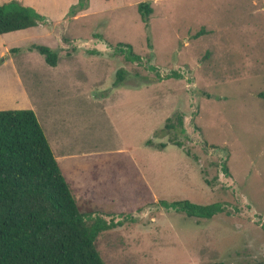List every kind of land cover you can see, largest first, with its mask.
Instances as JSON below:
<instances>
[{
  "label": "rangeland",
  "instance_id": "obj_1",
  "mask_svg": "<svg viewBox=\"0 0 264 264\" xmlns=\"http://www.w3.org/2000/svg\"><path fill=\"white\" fill-rule=\"evenodd\" d=\"M32 1L49 22L0 35V111L33 112L78 211L110 223L103 263L264 261V0ZM182 200L223 211L162 205Z\"/></svg>",
  "mask_w": 264,
  "mask_h": 264
},
{
  "label": "trees",
  "instance_id": "obj_2",
  "mask_svg": "<svg viewBox=\"0 0 264 264\" xmlns=\"http://www.w3.org/2000/svg\"><path fill=\"white\" fill-rule=\"evenodd\" d=\"M87 7L88 0H76L66 16L74 17ZM136 11L146 26L152 12L149 4L138 3ZM48 22L16 1L0 4V35ZM116 47L125 60L140 61L129 44ZM34 48L46 64L55 65L54 52L43 46ZM120 72L115 73V84L121 80ZM257 97L264 100V92ZM176 125L181 129L180 116ZM221 169L226 173L224 163ZM162 205L197 219H209L223 211L218 203L203 206L182 200ZM86 216L78 211L33 112L0 111V264H104L94 242L110 223L102 224L96 218L88 224Z\"/></svg>",
  "mask_w": 264,
  "mask_h": 264
},
{
  "label": "crops",
  "instance_id": "obj_3",
  "mask_svg": "<svg viewBox=\"0 0 264 264\" xmlns=\"http://www.w3.org/2000/svg\"><path fill=\"white\" fill-rule=\"evenodd\" d=\"M3 1H5V2H3ZM9 1H14V0H0V3H7V2H9ZM16 1V0H15ZM75 1V0H74ZM69 3H71V2H68L67 4L69 5ZM22 6H27V7H30V8H32L33 10H35V12H37L38 14H46L45 12H43L41 9H40V7L38 6V4L35 2V1H32V0H22ZM65 5L64 6V9L65 8H67V6L68 5ZM56 159V158H55ZM72 177V178H71ZM84 176H77V175H72V176H70V180H68V182L69 181H72V179L73 180H77L78 178L79 179H82ZM68 179H69V177H68ZM70 183V182H69ZM79 184V183H78ZM83 184H85V183H83Z\"/></svg>",
  "mask_w": 264,
  "mask_h": 264
}]
</instances>
